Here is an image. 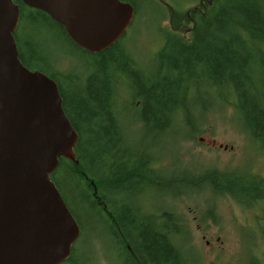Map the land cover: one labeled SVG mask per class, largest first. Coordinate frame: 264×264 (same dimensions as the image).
I'll return each instance as SVG.
<instances>
[{
    "label": "trees",
    "instance_id": "16d2710c",
    "mask_svg": "<svg viewBox=\"0 0 264 264\" xmlns=\"http://www.w3.org/2000/svg\"><path fill=\"white\" fill-rule=\"evenodd\" d=\"M124 1L132 4L136 15L134 0ZM14 2L19 6V23L27 17L30 24L23 44L19 24L14 32L18 57L28 69L42 71L56 81L63 110L78 134L74 147L77 163L60 157L51 179L80 230V219L64 186L78 194L74 197L77 207L90 206L105 223L124 264H188L177 245L186 229L167 203V197L177 198L187 191H166L173 181L185 179L191 192L208 189L212 195L207 194L206 199L228 194L247 206H259L261 212L255 216L264 241V177L245 169L177 167L178 176L173 180L157 167L151 152L136 153L130 145V132L137 128L143 132L144 148H149L172 127L183 126L179 120L191 131L212 107L230 103L247 137L264 150V0H214L210 10H194L188 38L172 29L161 30L155 70L132 61L124 48L126 34L103 51L89 53L76 46L47 14L20 0ZM40 21L89 57L83 78L73 82L69 73L64 75L66 84L61 80L51 57L46 60L35 42L40 37L38 24H45ZM120 84L128 96L124 113L117 99ZM131 121H136L137 128L130 129ZM148 135L152 143L145 142ZM152 186L158 187L163 202L155 210H144L138 194ZM125 196L137 198L133 201ZM86 262L72 248L59 264ZM248 264L262 263L251 260Z\"/></svg>",
    "mask_w": 264,
    "mask_h": 264
},
{
    "label": "rangeland",
    "instance_id": "374dc122",
    "mask_svg": "<svg viewBox=\"0 0 264 264\" xmlns=\"http://www.w3.org/2000/svg\"><path fill=\"white\" fill-rule=\"evenodd\" d=\"M155 1L134 0L137 12L125 32L127 36L123 39L124 48L132 61L147 70L156 68L155 55L163 39L161 30L172 29L180 37L188 38L194 10L208 11L214 3V0ZM18 24L16 30L23 44L28 40L30 24L27 17L20 20V23L18 21ZM52 28L46 23L38 24L40 37L34 40L46 60L51 57L50 62L58 71L61 80L66 84L64 75L71 73V81L76 82L80 77L83 78L86 72L85 64L89 65V57L66 44L55 28ZM120 85L117 99L120 111L124 113L127 110L128 96L124 85ZM125 118L127 122L130 121L128 113ZM200 119L198 126L191 131L179 120L180 125L184 127H172L171 131L163 138H158L157 143L149 148H144L145 144L141 140L143 132L137 128L136 121H131L130 129L132 127L138 130L130 132L133 136L130 141L131 148H134L136 153L151 152L157 167L165 169L166 174L173 180H176L174 176H178L175 172L177 167L195 171L208 168L221 171L245 169L264 177V150L247 137L233 105L226 103L214 106ZM145 142H153L151 135L146 136ZM60 176L62 180V175ZM184 180L173 181L166 191H187V194L177 198L167 197L168 208L179 217L186 229L184 235L178 236L177 242L179 249L184 251L186 262L248 264L252 260L264 264V241L255 216L261 212L259 206H247L228 194L206 199L207 194L212 195L208 189L202 188L206 193L191 192ZM64 187L82 225V230L72 246L79 258H87L86 264H124L123 259L118 256V245L106 233L105 223L90 206L77 207L74 197L78 194H73ZM160 193L158 187L152 186L138 194L140 208H158L163 202ZM127 198L133 200L135 197L125 196V199Z\"/></svg>",
    "mask_w": 264,
    "mask_h": 264
},
{
    "label": "water",
    "instance_id": "95a60500",
    "mask_svg": "<svg viewBox=\"0 0 264 264\" xmlns=\"http://www.w3.org/2000/svg\"><path fill=\"white\" fill-rule=\"evenodd\" d=\"M58 23L89 53L114 44L134 18L124 0H20ZM19 6L0 0V264H59L80 227L51 179L59 158L77 163L78 134L56 81L30 70L14 32Z\"/></svg>",
    "mask_w": 264,
    "mask_h": 264
}]
</instances>
